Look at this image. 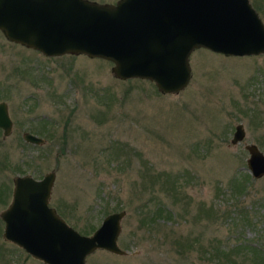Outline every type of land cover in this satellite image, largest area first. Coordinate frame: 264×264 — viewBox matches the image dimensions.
Returning a JSON list of instances; mask_svg holds the SVG:
<instances>
[{"label": "rangeland", "instance_id": "1", "mask_svg": "<svg viewBox=\"0 0 264 264\" xmlns=\"http://www.w3.org/2000/svg\"><path fill=\"white\" fill-rule=\"evenodd\" d=\"M249 2L264 25V0ZM188 64V83L160 93L113 77L109 61L45 56L0 32V102L12 121L0 130V212L15 176L53 171L48 204L80 234L124 211L126 254L97 249L85 264H264V175L251 177L243 147L264 154V54L198 48ZM237 124L245 136L231 144ZM1 232L0 219V264H43Z\"/></svg>", "mask_w": 264, "mask_h": 264}, {"label": "water", "instance_id": "2", "mask_svg": "<svg viewBox=\"0 0 264 264\" xmlns=\"http://www.w3.org/2000/svg\"><path fill=\"white\" fill-rule=\"evenodd\" d=\"M0 32L8 41L45 56L84 54L109 61L118 79L152 81L160 93H176L190 79L188 57L204 48L224 56L264 54V25L249 0H0ZM6 104L0 102V129L11 130ZM245 136L234 127L230 143ZM23 140L42 139L25 132ZM246 169L264 175V154L244 144ZM54 172L39 179L13 178L9 204L0 212L3 237L43 264H85L102 249L117 255L124 211L105 215L90 234H80L49 206Z\"/></svg>", "mask_w": 264, "mask_h": 264}, {"label": "flooded vegetation", "instance_id": "3", "mask_svg": "<svg viewBox=\"0 0 264 264\" xmlns=\"http://www.w3.org/2000/svg\"><path fill=\"white\" fill-rule=\"evenodd\" d=\"M12 122V121H11ZM11 127H12V125H11ZM1 130V129H0ZM2 131V130H1ZM25 133V132H24ZM23 133V134H24ZM29 133V132H28ZM22 134V135H23ZM31 134V133H30ZM28 143V142H27ZM32 143H30V145H31ZM34 145H36V144H34ZM35 179V178H34ZM12 189H13V179H12ZM12 189H11V195H12ZM10 199H11V196H10ZM10 202V201H9ZM9 204V203H8ZM7 204V205H8ZM6 208V207H5ZM1 222H2V232H1V236H2V238L5 240V238L3 237V229H4V223H3V221L1 220ZM6 242H8L7 240H5ZM9 243H11V242H9ZM11 244H13V243H11ZM15 245V244H14ZM247 246H249V245H245V247L244 248H247ZM18 247V246H17ZM18 248H20V247H18ZM21 249V248H20ZM250 249H254V248H250ZM22 250V249H21ZM23 251V250H22ZM241 264H243V263H245V262H240ZM245 264H247V263H245Z\"/></svg>", "mask_w": 264, "mask_h": 264}, {"label": "trees", "instance_id": "4", "mask_svg": "<svg viewBox=\"0 0 264 264\" xmlns=\"http://www.w3.org/2000/svg\"><path fill=\"white\" fill-rule=\"evenodd\" d=\"M151 176H153L152 174H151ZM241 175H238V179H239V177H240ZM152 178V179H151ZM150 178V184H152V180H153V177H151ZM233 178H236V177H233ZM242 181H244V174L242 175V179H241ZM234 183L235 182H237V181H235V180H232ZM204 253H205V251H204ZM261 259L263 258L262 257V255H261V257H260ZM261 259L260 260H258V261H255V262H252V264H262L263 263V261H261Z\"/></svg>", "mask_w": 264, "mask_h": 264}]
</instances>
